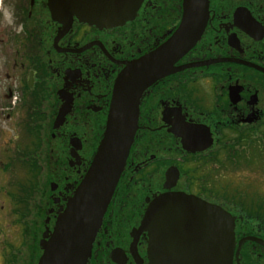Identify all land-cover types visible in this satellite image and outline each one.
<instances>
[{"label":"flooded vegetation","instance_id":"obj_1","mask_svg":"<svg viewBox=\"0 0 264 264\" xmlns=\"http://www.w3.org/2000/svg\"><path fill=\"white\" fill-rule=\"evenodd\" d=\"M123 75L137 127L85 264L191 256L193 198L233 220L230 264H264V0H141L111 27L0 0V264H38Z\"/></svg>","mask_w":264,"mask_h":264},{"label":"water","instance_id":"obj_2","mask_svg":"<svg viewBox=\"0 0 264 264\" xmlns=\"http://www.w3.org/2000/svg\"><path fill=\"white\" fill-rule=\"evenodd\" d=\"M140 1L50 0L55 21L71 24L76 18L98 27L124 24L134 15ZM145 66L144 63L138 66L144 75ZM126 99V75H123L116 84L105 132L91 166L59 216L50 239L41 244L43 254L38 264L86 263L137 127V106L128 105ZM149 219L147 216L142 220L139 231L147 230ZM233 242V220L219 207L193 198V254L188 257L178 254L172 264H191V260L193 264H230ZM158 248L157 245L150 248L154 264H167L159 261Z\"/></svg>","mask_w":264,"mask_h":264}]
</instances>
